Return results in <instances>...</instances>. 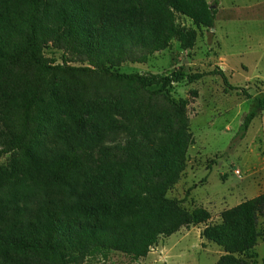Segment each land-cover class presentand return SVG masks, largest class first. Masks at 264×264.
Masks as SVG:
<instances>
[{"label": "trees", "instance_id": "obj_1", "mask_svg": "<svg viewBox=\"0 0 264 264\" xmlns=\"http://www.w3.org/2000/svg\"><path fill=\"white\" fill-rule=\"evenodd\" d=\"M174 12L191 19L196 28H178ZM216 12L208 0H0V154L24 156L30 178L51 188L74 174L95 169L90 152L99 150L105 154V163L119 172L103 188L98 210L112 214L125 204L152 214L123 226L59 229L54 224L57 206L45 202L36 206L8 204L0 197V220L21 217L4 238L0 264H62L61 257L82 263L111 250L139 259L150 252V239L210 219L206 209L188 211L166 197L179 180L168 167L166 150L156 154L142 175L130 178L121 170L131 150L145 141L136 128L151 126L158 118L167 120L171 137H182L183 149L177 160L184 161L193 141L189 101L171 96L174 83H193L216 75L227 87L239 88L229 83L219 67L207 72L179 67L167 75L123 73L119 67L125 62H147L173 39L184 49L193 48L198 29L214 27ZM48 46L64 52L62 63L45 54ZM58 80L66 89L63 92L70 109L79 118L64 134L60 148L38 156L33 149L42 134L40 124L47 118L46 108L52 104L51 87ZM190 93L198 96L196 89ZM134 104L137 107L129 111L126 125L111 114ZM262 112L264 94L255 99L237 136L243 137ZM14 172L12 165L0 167V192L14 187ZM73 195L83 201L93 199L91 188ZM261 216L264 192L222 211V222L201 233L224 251L213 264H264V259L258 263L244 255L258 242Z\"/></svg>", "mask_w": 264, "mask_h": 264}, {"label": "rangeland", "instance_id": "obj_2", "mask_svg": "<svg viewBox=\"0 0 264 264\" xmlns=\"http://www.w3.org/2000/svg\"><path fill=\"white\" fill-rule=\"evenodd\" d=\"M208 2L217 10L215 24L212 28L198 29L193 48L184 49L173 39L168 48L155 52L147 62H125L119 71L167 75L179 67L192 72H207L219 67L225 71L229 83L239 88L227 87L216 75H206L193 83H174L171 96L189 101L193 141L184 161L177 160L183 149L182 137H171L167 132V120L158 118L151 126L136 128L145 141L131 150L128 163L121 170L130 178L142 175L151 167L156 154L166 150L168 167L179 177L166 197L188 211L202 207L210 213V219L182 227L170 236L150 239V252L146 257L134 259L129 254L111 250L87 257L82 263L61 257L62 264H213L224 251L203 238L202 231L209 225L220 224L225 209L264 192V112L253 120L243 137L237 136L255 99L264 94V0ZM174 21L178 28H196L191 19L176 12ZM44 52L55 63L63 62L62 50L48 46ZM192 89L198 91L197 97L191 95ZM65 90L60 80L51 87L52 104L46 108L47 118L41 121L42 134L34 146L35 155L60 148L64 134L79 118L70 109ZM136 107L134 104L111 114L126 125L129 111ZM107 113L110 115V110ZM90 153L96 162L95 169L86 174H74L51 188L30 178L24 156L0 154V167L12 165L15 169L11 178L14 187L0 192V197L8 204L36 206L45 202L57 206L59 211L54 224L59 229L123 226L150 218L151 212L140 206L121 204L112 214L98 210L103 188L111 184L119 171L105 163L103 152L92 150ZM89 188L93 193L91 201L79 200L73 195V192H87ZM20 221L21 217L0 220V248H4V238L12 224ZM258 231L256 246L244 255L261 263L264 259V216L258 220Z\"/></svg>", "mask_w": 264, "mask_h": 264}, {"label": "water", "instance_id": "obj_3", "mask_svg": "<svg viewBox=\"0 0 264 264\" xmlns=\"http://www.w3.org/2000/svg\"><path fill=\"white\" fill-rule=\"evenodd\" d=\"M213 7V6H212Z\"/></svg>", "mask_w": 264, "mask_h": 264}]
</instances>
